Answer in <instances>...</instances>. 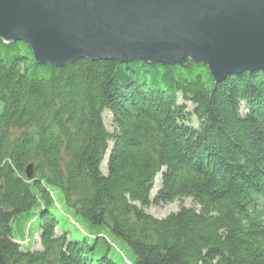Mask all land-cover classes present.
Segmentation results:
<instances>
[{
    "label": "trees",
    "instance_id": "1",
    "mask_svg": "<svg viewBox=\"0 0 264 264\" xmlns=\"http://www.w3.org/2000/svg\"><path fill=\"white\" fill-rule=\"evenodd\" d=\"M0 264H264V70L57 67L0 41Z\"/></svg>",
    "mask_w": 264,
    "mask_h": 264
},
{
    "label": "water",
    "instance_id": "2",
    "mask_svg": "<svg viewBox=\"0 0 264 264\" xmlns=\"http://www.w3.org/2000/svg\"><path fill=\"white\" fill-rule=\"evenodd\" d=\"M0 41H22L37 64L57 67L191 61L218 83L264 70V0H0Z\"/></svg>",
    "mask_w": 264,
    "mask_h": 264
},
{
    "label": "rangeland",
    "instance_id": "3",
    "mask_svg": "<svg viewBox=\"0 0 264 264\" xmlns=\"http://www.w3.org/2000/svg\"><path fill=\"white\" fill-rule=\"evenodd\" d=\"M188 107L190 108V104H188ZM103 117H104L106 125L108 126L110 123L111 116L109 115L108 112H104ZM105 162H106V158L101 165V169L103 172L106 171V163ZM158 185H159V175H157L155 178V186L151 192V197L155 194V191L158 188ZM53 193H54L56 199L58 201H60V199L62 198V193H61L60 189L57 187H53ZM58 204L61 207V211H59V214H60L59 216L64 217V213L62 210L63 207L61 206L62 204L61 203H58ZM192 205H193V203H192L191 199L184 198V199L177 200V201H174V202L169 203V204H162V205H158V206L151 205L148 208H146V211H147V213L151 214L152 216H154L156 218H162V217L166 216L167 214L178 210V208L180 206H192ZM75 220L80 226H82L84 228V230H91L92 229V231H96V229L99 228V227H97L96 229H94V227H92L88 222H86L84 219H82L80 217H76ZM13 235L16 239H18L17 237H19V235L16 233V230L14 231ZM115 241L118 243V245L120 247H122L125 250H128L127 246L123 243V241H121L119 239H115ZM21 244H23L24 247H26L25 245L29 246L30 249H39L40 248V243H39L37 236L34 237L31 245H29L27 238L23 239L21 241Z\"/></svg>",
    "mask_w": 264,
    "mask_h": 264
}]
</instances>
